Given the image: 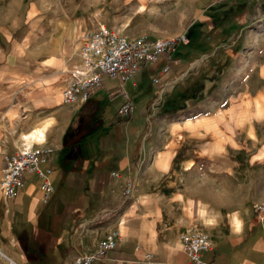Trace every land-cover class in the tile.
<instances>
[{
    "label": "crops",
    "instance_id": "0c3cea01",
    "mask_svg": "<svg viewBox=\"0 0 264 264\" xmlns=\"http://www.w3.org/2000/svg\"><path fill=\"white\" fill-rule=\"evenodd\" d=\"M83 42L84 37L79 52L70 53L52 79L40 78L33 65L24 70L21 52L5 53L6 58L0 52V264H76L77 256L97 251L113 231L116 248L93 264H185L181 233L192 226L190 213L203 205L211 213L226 211L225 204L216 209L203 193L219 188L224 181L217 176L232 170L231 159L212 156L225 154L228 138L220 129H202L209 126L205 122L184 124L170 120L172 113H154L156 94L144 99L145 109L137 108L143 95L134 80L139 72L127 81L104 75L84 103H63L70 71L82 64ZM180 45L158 63L143 66L158 68L160 90L178 78L182 63L173 74L170 63L182 62L175 55ZM126 94L132 104L127 115L120 112ZM112 97L111 110L100 109ZM25 145L46 151L44 166L51 169L54 188L48 196L33 175L14 198L1 187L7 157ZM175 149V157L153 156ZM130 183L133 193L126 196ZM212 195L222 201L229 196L225 185ZM248 229L249 235L240 234L237 241L208 232L214 246L203 253L204 260L264 264V227L253 223Z\"/></svg>",
    "mask_w": 264,
    "mask_h": 264
},
{
    "label": "rangeland",
    "instance_id": "374dc122",
    "mask_svg": "<svg viewBox=\"0 0 264 264\" xmlns=\"http://www.w3.org/2000/svg\"><path fill=\"white\" fill-rule=\"evenodd\" d=\"M101 26L128 36L186 35L190 41L178 47L182 62L170 63L171 74L181 63L182 69L165 89L154 82L159 70L153 66L134 77L143 94L137 108L145 109L144 99L156 94L154 113H172L170 120L184 124L205 122L202 129H220L228 138L225 154L212 156L231 159L232 170L217 176L224 182L216 191L203 193L226 211L211 213L203 205L190 213L187 229L237 241L249 235V224L264 227V0H0L2 56L21 52L23 69L33 65L40 78L58 76L85 33ZM196 38L201 42L194 46ZM114 98L100 109L111 110ZM178 150L153 156L175 157ZM224 185L229 196L222 201L212 193Z\"/></svg>",
    "mask_w": 264,
    "mask_h": 264
},
{
    "label": "built area",
    "instance_id": "2783aa9c",
    "mask_svg": "<svg viewBox=\"0 0 264 264\" xmlns=\"http://www.w3.org/2000/svg\"><path fill=\"white\" fill-rule=\"evenodd\" d=\"M226 1L228 0H216L217 3ZM186 43V35L177 38L128 36L106 26L89 31L85 33L80 49L82 64L70 71V85L63 92L62 101L65 104L84 103L101 86L104 75L127 81L140 72L145 64L158 63L162 57L173 54L179 44ZM169 69L170 66L167 65L162 72L166 73ZM154 82L159 84V77L154 78ZM131 110L130 96L126 94V102L120 112L127 115ZM46 162V151L29 145L8 156L1 182L7 197H16L30 175L41 181L46 196L50 195L54 188L48 178L51 169L44 166ZM132 193L133 185L130 183L125 195ZM117 237V232L109 233L100 242L97 251L77 256L76 264H93L116 248ZM181 240L187 255L185 264H210L203 258V253L214 246L213 238L208 232L188 229L181 233ZM148 264L154 263L150 261Z\"/></svg>",
    "mask_w": 264,
    "mask_h": 264
}]
</instances>
